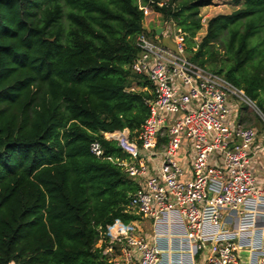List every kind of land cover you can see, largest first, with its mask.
Wrapping results in <instances>:
<instances>
[{
    "label": "trees",
    "instance_id": "16d2710c",
    "mask_svg": "<svg viewBox=\"0 0 264 264\" xmlns=\"http://www.w3.org/2000/svg\"><path fill=\"white\" fill-rule=\"evenodd\" d=\"M157 1L0 0V264H108L97 241L139 219L127 207L137 183L89 145L123 156L103 133L133 137L148 116V80L130 65L139 6ZM164 1L154 10L184 33L188 59L264 117V0H230L239 8L210 18L199 41L212 0Z\"/></svg>",
    "mask_w": 264,
    "mask_h": 264
},
{
    "label": "built area",
    "instance_id": "2783aa9c",
    "mask_svg": "<svg viewBox=\"0 0 264 264\" xmlns=\"http://www.w3.org/2000/svg\"><path fill=\"white\" fill-rule=\"evenodd\" d=\"M153 4L139 6L144 19L159 14ZM168 23L166 41L144 24L135 39L140 52L130 68L148 80L147 118L133 137L126 129L103 133L123 156L89 145L137 183L127 207L152 226L148 236L132 227L116 232L110 244L118 254L108 264H264V168L254 165L264 143L232 115L235 100L256 105L188 59L184 33Z\"/></svg>",
    "mask_w": 264,
    "mask_h": 264
},
{
    "label": "rangeland",
    "instance_id": "374dc122",
    "mask_svg": "<svg viewBox=\"0 0 264 264\" xmlns=\"http://www.w3.org/2000/svg\"><path fill=\"white\" fill-rule=\"evenodd\" d=\"M237 8H239V6L235 5L230 0H212L209 5L202 7L200 9V14H199L201 16L202 28L196 34L195 39L199 41L205 35L206 24L210 18L218 14H229L232 11L236 10ZM143 24L146 30L150 31L152 34L154 33L155 30L159 29L160 31L157 34L158 38L162 37L160 38L162 40L163 38H165V41L171 38L170 33L173 31L172 24L163 20L161 15L152 14L151 16H148L143 20ZM163 32L165 34H162ZM220 54H223V52L220 51ZM133 88L137 89L136 86H134ZM234 104H235L234 109L232 111L234 121L238 122L239 125H241L242 127L254 128L257 131V136H258L257 141L258 142L260 141V143L263 144L264 119L261 112L256 107L250 106L247 103H244L242 100H235ZM131 212L137 214L134 211ZM137 223H138L137 226H139V228H141L143 231H145L144 229L148 227L147 221H145L140 215ZM134 228L136 229V227ZM100 239L103 240V238ZM10 264H12V262Z\"/></svg>",
    "mask_w": 264,
    "mask_h": 264
},
{
    "label": "crops",
    "instance_id": "0c3cea01",
    "mask_svg": "<svg viewBox=\"0 0 264 264\" xmlns=\"http://www.w3.org/2000/svg\"><path fill=\"white\" fill-rule=\"evenodd\" d=\"M262 144L260 143V141L258 142V146H261ZM254 165L257 167V168H264V147L263 148H260L258 149V154L254 160ZM143 218V217H142ZM145 221H147V225L148 227H146L143 231L141 228H139V226H137V221L138 220H135V221H132L130 222L129 224H123L122 222H120L119 220H116L115 223L111 226H109L107 228V233H106V236L108 237V239L105 241L104 239H99L97 241V247H101L102 244H105L104 248H103V252L104 254L107 256V262L115 255L118 254V246L115 244H110V241L112 240L113 238V235L116 233V232H120V231H123V227H136V230L140 231V232H143L145 233L147 236L148 235H151V232H152V226H151V220L149 219H145L143 218ZM138 228V229H137ZM135 229V228H134ZM110 248H112V251L109 250ZM10 264V263H9ZM14 264V263H12Z\"/></svg>",
    "mask_w": 264,
    "mask_h": 264
},
{
    "label": "water",
    "instance_id": "95a60500",
    "mask_svg": "<svg viewBox=\"0 0 264 264\" xmlns=\"http://www.w3.org/2000/svg\"><path fill=\"white\" fill-rule=\"evenodd\" d=\"M159 31H160L159 29H158V30H156V33H159Z\"/></svg>",
    "mask_w": 264,
    "mask_h": 264
}]
</instances>
